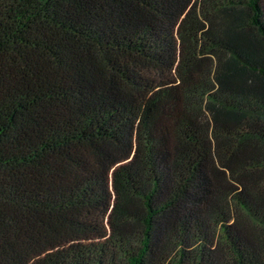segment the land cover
<instances>
[{
	"label": "trees",
	"instance_id": "obj_1",
	"mask_svg": "<svg viewBox=\"0 0 264 264\" xmlns=\"http://www.w3.org/2000/svg\"><path fill=\"white\" fill-rule=\"evenodd\" d=\"M0 264H264V0H0Z\"/></svg>",
	"mask_w": 264,
	"mask_h": 264
}]
</instances>
